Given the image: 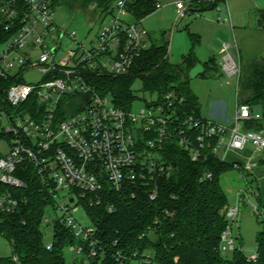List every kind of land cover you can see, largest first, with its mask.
Segmentation results:
<instances>
[{
	"label": "built area",
	"instance_id": "1",
	"mask_svg": "<svg viewBox=\"0 0 264 264\" xmlns=\"http://www.w3.org/2000/svg\"><path fill=\"white\" fill-rule=\"evenodd\" d=\"M133 1L115 0L98 19L97 33L79 42L76 30L68 32L56 24V0H0V26L7 36L0 44L4 46L0 51V137L9 139V151L0 156V185L26 189L18 174L35 170L50 202L48 209L60 213L52 221L46 212L44 224L58 223L74 234L78 243L68 247L74 260L84 256L96 260L100 255L97 228L84 205L103 203L106 185L115 192L128 190L132 196L142 189L155 201L159 180L174 169L168 160L174 150L195 163L210 159L230 163L244 180L254 175L264 152V129L247 128L261 121L262 114L239 100L231 124H225L189 114L185 98L175 90L157 94L156 101L141 109L133 104L128 109L118 107L110 99L100 80L128 75L148 48L141 22L129 11ZM229 2L177 0L174 26L210 8L219 13L225 10V18L218 17L216 22L233 28ZM65 38L71 42L67 48L61 43ZM233 49H238L237 43L223 45L221 67L229 76H240L241 64ZM31 72L39 73V82L26 81ZM231 155L237 159L230 161ZM212 177L205 172L202 181ZM249 194L258 201L252 211L264 221L260 192L240 191L237 205L226 214L224 256L237 247L233 224ZM17 207L11 193H0V212L14 213ZM108 210L112 212L114 205L109 204ZM81 211L91 226L81 224ZM100 258L102 262L104 253ZM247 258L255 262L258 254Z\"/></svg>",
	"mask_w": 264,
	"mask_h": 264
},
{
	"label": "trees",
	"instance_id": "2",
	"mask_svg": "<svg viewBox=\"0 0 264 264\" xmlns=\"http://www.w3.org/2000/svg\"><path fill=\"white\" fill-rule=\"evenodd\" d=\"M114 1L56 0L55 5L69 10L80 7L98 20ZM157 9L155 0H134L129 6L138 22ZM259 24L264 29V13L260 14ZM165 35V32L161 35V44H153L143 51L128 75L105 78L100 80L101 84L112 94L118 107L127 109L137 100L131 89L137 80L150 96L175 90L185 98L188 113L201 117L199 99L189 88V73L199 63L194 49L200 40L191 34L192 51L181 63L174 64L169 60V42ZM6 38L0 26V44ZM203 66L205 72L200 77L207 79L219 73L214 59ZM240 85L246 95L238 98L239 102L262 114L261 121L249 123L247 128L264 129L263 60L256 61L244 78L240 76ZM168 160L174 169L169 177L159 180V196L155 201L142 189H136V196H132L128 190L115 192L106 185L103 203L84 205L97 228L100 241L97 250L100 255L104 253V258L101 262L100 255L96 260L84 256L73 264H264V227L256 236L258 259L255 262L249 261L240 247L233 251L232 259L222 253V234L228 225L226 214L230 207L222 178L235 172L232 164L217 159L195 163L180 150H174ZM205 172L212 173L211 180L202 181ZM18 176L26 182V189L0 185V193H11L18 201L14 213L0 212V238L12 246L13 252L10 257H1L0 264H67L64 252L78 243L77 239L69 229L54 223L52 247L48 249L41 228L50 202L41 191L33 168L20 170ZM259 203L264 207L260 199ZM109 204L114 205L112 212L108 210ZM260 223L264 225V221ZM86 250L87 253V246ZM118 255L122 258L118 259ZM14 257L17 261H13Z\"/></svg>",
	"mask_w": 264,
	"mask_h": 264
},
{
	"label": "rangeland",
	"instance_id": "3",
	"mask_svg": "<svg viewBox=\"0 0 264 264\" xmlns=\"http://www.w3.org/2000/svg\"><path fill=\"white\" fill-rule=\"evenodd\" d=\"M158 3V9L141 21V28L145 32V43L147 46L153 44H161V35L166 33V40L169 42V60L171 63H181L183 57L188 55L192 49L193 44L190 35L197 36L200 43L195 47L194 53L200 63L206 64L211 59L216 61L219 66V73L211 78L197 77L194 80H189L190 90L197 96L201 106V117L214 118L219 122L231 124L230 119H233L236 111V104L238 98L246 95L243 85L239 86L240 76L243 78L249 73L251 66L258 60H261V55H264V31L256 29L257 24L253 27L238 28L234 34L228 27L218 25L216 22L218 17L223 19L226 16L225 10L219 12H206L201 16L189 17L177 22L175 27V20L177 17L176 1L177 0H155ZM231 15L236 13L248 14L255 11L252 8L250 0H233L230 3ZM249 16V15H248ZM253 17V16H252ZM56 24L68 32L76 30L79 34V42H86L87 36L93 37L98 31V20L91 14V12L84 11L80 7L69 10L65 6H57L55 10ZM217 23V24H216ZM218 29V30H217ZM235 42L238 49H233L234 56L238 59L241 57V75L229 76L222 67V53L223 45ZM62 47L67 48L71 46V42L65 38L61 41ZM4 46H0V51ZM262 53V54H261ZM28 83L39 82L41 76L38 72H31L26 75ZM137 100L133 103L134 109H141L146 106V103L156 101L157 95L150 96L143 91V84L137 80L132 85ZM113 101L112 94L109 95ZM9 151V140L6 138L0 139V156H4ZM264 152L259 156L262 158ZM236 156L231 155L230 161L236 160ZM263 170L254 172V175H248L247 179L241 178L237 171L230 172L222 178V184L228 194L229 205L235 207L238 201V193L240 191L258 190L260 192L261 203L264 204V165ZM257 203L251 194L241 207L240 215L233 224V235L236 238V246L240 247L245 254L251 255L257 252L256 236L264 227L258 221L251 206ZM47 216L56 221L60 213H56L53 208L47 210ZM83 226H91V222L87 219L83 211L78 215ZM41 232L44 242L51 245L54 238V228L51 225L43 224ZM242 237V240L240 238ZM12 246L3 238H0V258L12 256ZM65 259L67 264H73L74 254L66 249ZM234 252H228L225 257L232 259ZM13 261H15L13 259Z\"/></svg>",
	"mask_w": 264,
	"mask_h": 264
},
{
	"label": "crops",
	"instance_id": "4",
	"mask_svg": "<svg viewBox=\"0 0 264 264\" xmlns=\"http://www.w3.org/2000/svg\"><path fill=\"white\" fill-rule=\"evenodd\" d=\"M231 1H233V0H230V2H229V10H230ZM250 1L252 2V8L255 11L250 12V13H248L246 15L242 14L241 12L240 13H236V15H231L233 28H231L230 26H227V25H222V26L228 27L229 29H231L233 31L234 34L236 33L238 28L242 29V28H246L247 26L248 27H253V24H257V27H256L257 30L260 29V30L264 31V29L259 24L260 14L264 13V0H250ZM212 11H215V10L207 8V9H205V11H201L200 12L201 14L199 16H201L202 14H204L206 12H212ZM225 13H226V11H225ZM230 14H231V11H230ZM191 17L193 18V17H197V16H191ZM218 25H221V24L218 23ZM231 44H233V43H231ZM238 52H239V54H241V51L239 49H238ZM221 53H222V50H221ZM238 60L240 61V64L242 66L241 57H239ZM261 60L264 61V55H261ZM202 65H204V64H202ZM211 119H214V118L212 117ZM214 120H216V119H214ZM230 121H232V119H230ZM259 160H260L259 161V166L255 170V172L256 171H260L261 172L263 170L262 165H264V155ZM260 201H261V197H260ZM262 205L264 206L263 203H262ZM240 240H242V237L240 238Z\"/></svg>",
	"mask_w": 264,
	"mask_h": 264
},
{
	"label": "water",
	"instance_id": "5",
	"mask_svg": "<svg viewBox=\"0 0 264 264\" xmlns=\"http://www.w3.org/2000/svg\"><path fill=\"white\" fill-rule=\"evenodd\" d=\"M205 72V68L201 63H197L189 73V80L200 77Z\"/></svg>",
	"mask_w": 264,
	"mask_h": 264
}]
</instances>
